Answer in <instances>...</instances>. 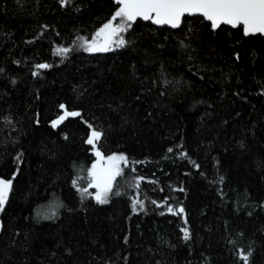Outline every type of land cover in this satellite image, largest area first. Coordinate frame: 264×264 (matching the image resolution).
<instances>
[{"label":"trees","instance_id":"16d2710c","mask_svg":"<svg viewBox=\"0 0 264 264\" xmlns=\"http://www.w3.org/2000/svg\"><path fill=\"white\" fill-rule=\"evenodd\" d=\"M118 8L0 0V264H264V38L186 16L80 47ZM93 151L127 159L104 204Z\"/></svg>","mask_w":264,"mask_h":264},{"label":"snow or ice","instance_id":"6c2138e0","mask_svg":"<svg viewBox=\"0 0 264 264\" xmlns=\"http://www.w3.org/2000/svg\"><path fill=\"white\" fill-rule=\"evenodd\" d=\"M68 0H62L67 4ZM119 5L111 20L104 24L97 32V37H103V40H94L91 44H84L85 50L89 52H107L113 50V45L122 47L125 40L120 36L131 27L137 18L150 20L157 25H169L177 28L182 22L185 15H199L205 20L211 22L213 29L221 25H230L233 28L243 26L242 30L245 35L264 34V0H115ZM119 18L120 23L114 24ZM70 49L57 48V55H66ZM48 65L41 64L38 68H47ZM64 106L61 105V108ZM78 112L64 111V114L58 120L53 122V127L58 126L69 116H78ZM101 139V133L93 130L87 143L96 146V142ZM171 151V149H170ZM99 160L103 159L100 151H96ZM124 157H109V167L98 168L93 165L90 175L92 176L91 186L97 189L95 199L98 203L108 202V196L112 192L113 182L117 175L120 174L119 167L114 162L124 161ZM75 183V182H74ZM138 187V184H137ZM11 181L0 179V211H3L11 191ZM139 205L143 209V204L136 200L133 203V210ZM173 214L183 213V208ZM184 239H189L187 229H184ZM241 258L247 262L248 257L242 255Z\"/></svg>","mask_w":264,"mask_h":264},{"label":"rangeland","instance_id":"374dc122","mask_svg":"<svg viewBox=\"0 0 264 264\" xmlns=\"http://www.w3.org/2000/svg\"><path fill=\"white\" fill-rule=\"evenodd\" d=\"M120 23V20H119V18H117V20L116 21H114V24H116V25H118ZM131 28V27H130ZM129 30V28L125 31V32H123V33H121L120 34V36L121 37H123V39L125 40V34H126V32ZM100 30H98L97 32H99ZM97 32L92 36V37H90V38H82L80 41H79V46L80 47H82V48H84L85 49V47H84V44L85 43H87V44H91L94 40H103V37H97ZM126 42V41H125ZM125 45V44H124ZM123 47V46H122ZM118 48H121V47H116L115 45H113V50H116V49H118ZM89 52V51H88ZM59 57H63L64 55H58ZM112 156H116V157H124L125 158V156H123V155H119V154H114V155H112ZM112 156H109V157H112ZM109 157H104L103 156V159L102 160H99L98 158H97V160H96V162H95V164L94 165H97L98 166V168H107V167H109ZM115 164H117L118 165V167H119V170H121L122 168H123V166L124 165H126L127 164V159L125 158V160L124 161H116V162H114ZM96 189V188H95ZM96 191H97V189H96ZM0 230H1V224H0Z\"/></svg>","mask_w":264,"mask_h":264},{"label":"water","instance_id":"95a60500","mask_svg":"<svg viewBox=\"0 0 264 264\" xmlns=\"http://www.w3.org/2000/svg\"><path fill=\"white\" fill-rule=\"evenodd\" d=\"M186 16H188V15H185L184 17H186ZM201 17V18H203L202 16H199V15H192V16H188V17ZM183 17V18H184ZM183 18H182V20H183ZM204 19V18H203ZM138 20H143V19H141V18H137V20L136 21H138ZM205 20V19H204ZM135 21V22H136ZM143 21H150V20H143ZM206 22H208V23H210L211 24V22L210 21H207V20H205ZM151 22V21H150ZM182 23V22H181ZM153 25H155L156 27H168V28H171V29H177V28H179V27H177V28H172L171 26H169V25H157V24H154V23H152ZM181 25V24H180ZM221 26H227V27H230V28H233V27H231L230 25H221ZM220 26V27H221ZM219 27V28H220ZM241 27H243L242 25H241ZM219 28H217V29H219ZM217 29H214V30H217ZM255 35H261L263 38H264V34H259V33H257V34H255ZM247 36H249V35H247ZM93 153H96V151H93Z\"/></svg>","mask_w":264,"mask_h":264}]
</instances>
